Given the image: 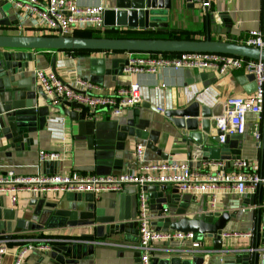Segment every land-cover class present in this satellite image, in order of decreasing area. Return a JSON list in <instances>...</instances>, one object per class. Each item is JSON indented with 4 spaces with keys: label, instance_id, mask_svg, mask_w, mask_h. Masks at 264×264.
Segmentation results:
<instances>
[{
    "label": "crops",
    "instance_id": "0c3cea01",
    "mask_svg": "<svg viewBox=\"0 0 264 264\" xmlns=\"http://www.w3.org/2000/svg\"><path fill=\"white\" fill-rule=\"evenodd\" d=\"M76 1L80 7L102 6L105 9H115L119 5L138 7L140 4L138 0L133 3L120 0ZM38 2L44 5L46 0ZM190 4H194V8L187 7ZM0 7L5 10L4 15L0 13V35L43 36L40 27L33 25H40L35 17L17 11L6 1L0 0ZM203 9L202 0H171V8L161 26L163 31L159 34L172 32L185 38L183 41L203 40L206 34ZM207 9L215 17L214 22L209 23L211 40L243 45L249 32L261 31L264 41V1L210 0ZM148 30L150 34L159 35L155 30ZM135 31L138 30L131 32ZM30 53L28 66L23 72L14 74L9 81L2 82L0 78V118L14 116L34 129L23 136H15L7 122L0 120L1 176L7 171H13L19 177L70 172L110 176L134 172L140 165L135 158L136 145L143 147L145 164L174 161L188 164L195 172L214 174L232 171L235 159H247L258 163L264 171V164L260 165L264 106L260 115L247 116L243 135L229 137L224 143L210 141L206 161L201 159V147L187 139V132L177 130L164 117L165 112L185 108L193 102L210 109L218 104L223 107L226 99L254 90L252 75L232 71L220 76L210 71L171 68H161L154 74H126L123 72L126 52L37 50ZM35 69L54 72L65 80L80 77L110 90L137 85L142 103L125 110L120 117L100 111L85 117L80 115L74 121L65 116L61 108L50 106L49 99L43 95L34 78ZM40 118L44 119L42 128L39 127ZM216 132V128L210 129L209 137H215ZM255 132L259 134V140L254 138ZM40 150L57 152L61 160L57 163L39 162L37 152ZM165 188H169L166 194L167 206L170 207L165 215L171 216V221L184 216L198 218V213L204 209L225 211L229 220L222 233L238 236L223 239L219 235L222 250L214 248L217 241L214 238L202 239L200 249L195 251L190 249L189 243L156 242L152 264H234L233 256L225 251L250 254V261L246 264H253L252 255L256 254V264H264L262 189L243 195L217 190L213 202L208 191L197 194L177 191L175 196L178 197L173 200L169 195L177 189L168 185ZM137 195L138 189L133 185H126L119 193L99 196L47 193L33 197L27 192H18L17 200L12 204L10 197L13 195L0 193V240L6 247L2 264H14V257L24 245V240L31 239L52 240L55 242L53 247L80 246L85 254L71 264H139L137 251L114 246L137 244ZM145 198L151 224L160 205L152 200L146 189ZM116 222L129 224V232L126 235H109L111 225ZM28 223L43 228L37 226L31 230ZM246 233L252 236L243 237ZM83 241L111 245L99 246ZM21 264L55 262L50 258V252L28 251Z\"/></svg>",
    "mask_w": 264,
    "mask_h": 264
},
{
    "label": "built area",
    "instance_id": "2783aa9c",
    "mask_svg": "<svg viewBox=\"0 0 264 264\" xmlns=\"http://www.w3.org/2000/svg\"><path fill=\"white\" fill-rule=\"evenodd\" d=\"M9 2L19 12H25L30 17L40 21L34 23L40 27L43 36L72 37L75 33L84 31L105 30L103 26L102 6L80 7L76 0H46L44 5L38 0H2ZM264 1V0H262ZM203 7H209L210 0H202ZM22 15V14H21ZM247 47L264 49L263 33L251 31L243 42ZM127 63L123 69L126 74L151 73L161 68L173 70H202L225 76L232 71H244L254 78V90L242 96H233L224 102L223 112L215 119V128L220 132L219 142L224 143L229 137L241 136L246 131L248 115H260L264 106V63L242 57L214 54V53H180L171 57L161 54L127 53ZM34 78L48 98L51 107L61 108L65 103H75L82 109L78 112L93 115L100 111H107L114 117H120L124 111L142 103V97L137 85L110 90L92 83L89 80L73 77L65 80L54 72L41 69L33 71ZM256 140L259 134L253 133ZM135 158L140 164L136 171L118 175L98 176L94 174L55 173L49 176L19 177L13 171L0 175V193L13 195L10 202L14 204L18 192H27L33 197L44 194H91L99 196L106 193H119L126 185H133L138 189V213L136 218L138 241L130 248L137 251L139 264H152L156 242L189 243L192 251L201 247V242L195 240L192 233L156 231L150 224V215L146 205L145 189L149 186H174L178 192L197 194L208 191L214 202V192L224 190L237 195L254 193L262 189L264 209V171L258 163L247 159H235L230 172L218 171L214 174L193 171L188 164L174 161L161 163H143V147L135 146ZM39 162H59L61 155L53 151L40 150L37 152ZM238 236L220 233L221 238ZM250 238L251 233L242 235ZM17 254L14 264H21L22 258L28 251L51 252L55 242L48 239L24 240ZM80 243V241H77ZM93 245H111L105 242H84ZM6 255V247L0 240V264Z\"/></svg>",
    "mask_w": 264,
    "mask_h": 264
},
{
    "label": "water",
    "instance_id": "95a60500",
    "mask_svg": "<svg viewBox=\"0 0 264 264\" xmlns=\"http://www.w3.org/2000/svg\"><path fill=\"white\" fill-rule=\"evenodd\" d=\"M131 1L134 0H120ZM189 1V0H188ZM138 7L130 6L112 9L106 8L103 12V26L105 29L121 28L125 30L144 31L148 29L156 32L163 31V22L166 20L167 12L171 8V0H138ZM194 8V4L187 5ZM0 13L5 14V10L0 7ZM203 16L206 21L205 38L199 41L183 40H160V39H108V38H81V37H61V36H2L0 35V78L2 82L9 81L14 74H19L28 66L31 53L30 51H96V52H126L137 54H162V53H214L224 54L236 57H242L264 63V49L247 47L245 45L211 40L209 35V23L214 22L215 17L209 13L207 7L203 9ZM219 18H222L221 15ZM217 34L219 32L217 31ZM127 61L125 62L126 65ZM63 113L69 119L76 121L80 113L76 109H82L75 103H65L61 106ZM74 109V111H70ZM223 112L222 105L218 104L212 109L200 107L198 103L193 102L189 106L181 109L169 110L164 113L165 119L177 130L186 131L187 139L193 141L198 147H201L203 161L208 158L207 147L211 145L210 141L219 142L220 132L210 138V129L215 128V119L220 117ZM80 113V114H79ZM200 119V121H198ZM0 120L7 122L8 128L12 129L15 136H23L25 133L33 131V128L27 127V122L17 120L14 116ZM40 128L44 122L40 118ZM199 123V124H198ZM207 154V155H206ZM264 164V135L260 143V165ZM164 189V188H163ZM156 186L146 188L160 207L157 208L154 220L151 225L156 231H168L179 233H192L195 240L201 241L204 238H214V248L222 250V241L219 235L225 228L229 216L224 212L209 211L204 209L200 211L199 217L189 219L184 216L176 221H171V216L165 215L168 208V195L166 191ZM177 190H172L170 199L178 196ZM172 207V205H170ZM21 224V223H19ZM43 228L33 223H28L27 227L33 230L35 227ZM130 225L127 223L116 222L111 225L109 235H126ZM16 233V232H15ZM14 233V234H15ZM10 236V235H9ZM258 230H256V237ZM10 238V237H9ZM256 246V244H255ZM226 254L233 256L234 264H246L250 261V254L246 252H228ZM82 248L80 246L70 247H52L50 258L55 264H71L81 259ZM257 255H252V262L256 264ZM72 258V259H71Z\"/></svg>",
    "mask_w": 264,
    "mask_h": 264
},
{
    "label": "trees",
    "instance_id": "16d2710c",
    "mask_svg": "<svg viewBox=\"0 0 264 264\" xmlns=\"http://www.w3.org/2000/svg\"><path fill=\"white\" fill-rule=\"evenodd\" d=\"M133 30H125L121 28H112V29H105L103 32L99 31H84V32H78L75 33V37H81V38H108V39H160V40H185V38H181L179 35L167 32L163 34H157L154 35L150 34V30H144V31H135L131 32ZM65 52H74V53H90V52H96V51H65ZM164 57H171L175 56L174 53H162Z\"/></svg>",
    "mask_w": 264,
    "mask_h": 264
}]
</instances>
